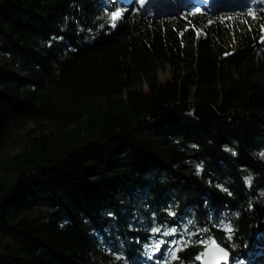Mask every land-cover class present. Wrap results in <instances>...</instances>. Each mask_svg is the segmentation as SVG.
Wrapping results in <instances>:
<instances>
[{"label": "trees", "instance_id": "1", "mask_svg": "<svg viewBox=\"0 0 264 264\" xmlns=\"http://www.w3.org/2000/svg\"><path fill=\"white\" fill-rule=\"evenodd\" d=\"M198 235L264 264V0H0V264H199Z\"/></svg>", "mask_w": 264, "mask_h": 264}, {"label": "rangeland", "instance_id": "2", "mask_svg": "<svg viewBox=\"0 0 264 264\" xmlns=\"http://www.w3.org/2000/svg\"><path fill=\"white\" fill-rule=\"evenodd\" d=\"M133 1V0H131ZM138 3H141V7L145 9L146 11H149V14L155 18L160 19L164 16H166L168 13H171L174 9L171 7H175L177 5V1L180 4L182 3V7L178 9L183 11V8H191L193 6V9H199V10H211L212 14L215 13H228L232 10H235V5H243L245 7L250 6L253 2V0H247L245 4L236 3L237 0H202V5H198V0L196 2H193V0H165L166 7L163 8H157V3H159L158 0H136ZM126 4V3H125ZM185 4H188L187 6ZM235 6V7H231ZM118 14V12H115ZM118 16V15H117ZM168 68L165 66H162L158 69L157 73L160 79L166 77L169 72ZM36 125L32 121H29L26 123L25 127L21 130H17L13 132V137L10 139L9 146L5 149L7 153L12 154L14 151H17L21 148V146L26 143V139L28 137H31L33 134L32 130L35 129ZM184 222L186 220H183ZM184 222H181L183 225L181 228H178L176 225L169 226V228H163L160 229L156 236H154L153 239L147 245L145 246V250L148 252L150 256H156L161 255L164 257H172L177 249L182 247L183 244L187 243L189 241L190 235H194V233H197L198 230L192 225V224H186ZM222 228L226 230L227 228H230L226 223L221 224ZM174 230V231H173ZM165 233H168L167 235ZM186 234V235H185ZM197 242L202 244L203 246L207 245V243L214 242L213 237L205 236V235H198L197 236ZM202 256L199 255L198 259ZM227 264H244V259L242 258H231Z\"/></svg>", "mask_w": 264, "mask_h": 264}, {"label": "water", "instance_id": "3", "mask_svg": "<svg viewBox=\"0 0 264 264\" xmlns=\"http://www.w3.org/2000/svg\"><path fill=\"white\" fill-rule=\"evenodd\" d=\"M220 249L227 253L226 259H221L222 253ZM198 260L200 261L199 264H217V262L218 264H227L230 260V254L223 246L211 242L204 246L202 256Z\"/></svg>", "mask_w": 264, "mask_h": 264}, {"label": "snow or ice", "instance_id": "4", "mask_svg": "<svg viewBox=\"0 0 264 264\" xmlns=\"http://www.w3.org/2000/svg\"><path fill=\"white\" fill-rule=\"evenodd\" d=\"M112 15H113V17H116L118 14L117 13H112ZM226 230L230 232L231 228H227ZM158 231H159V229H155V228L153 229V232H158ZM165 234L167 235L168 233H165ZM213 244H215V242H213ZM220 252L222 253L221 259H226L227 258V253L223 249H220ZM217 264H218V262H217Z\"/></svg>", "mask_w": 264, "mask_h": 264}, {"label": "bare ground", "instance_id": "5", "mask_svg": "<svg viewBox=\"0 0 264 264\" xmlns=\"http://www.w3.org/2000/svg\"><path fill=\"white\" fill-rule=\"evenodd\" d=\"M158 1H162V0H158ZM160 3H161L162 6L158 4L157 8H163L164 9V7H166V6H164L162 2H160Z\"/></svg>", "mask_w": 264, "mask_h": 264}]
</instances>
